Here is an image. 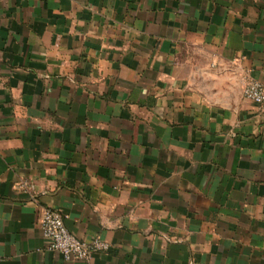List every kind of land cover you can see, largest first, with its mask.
Returning <instances> with one entry per match:
<instances>
[{
    "label": "crops",
    "instance_id": "obj_1",
    "mask_svg": "<svg viewBox=\"0 0 264 264\" xmlns=\"http://www.w3.org/2000/svg\"><path fill=\"white\" fill-rule=\"evenodd\" d=\"M264 0H0V264H264ZM59 212L88 260L47 249Z\"/></svg>",
    "mask_w": 264,
    "mask_h": 264
},
{
    "label": "built area",
    "instance_id": "obj_2",
    "mask_svg": "<svg viewBox=\"0 0 264 264\" xmlns=\"http://www.w3.org/2000/svg\"><path fill=\"white\" fill-rule=\"evenodd\" d=\"M242 95L264 111V83L249 79L242 87ZM39 226L47 249L60 253L64 260H88L94 252L109 249L105 241L95 239L85 242L75 237L66 228L62 215L51 208L42 209Z\"/></svg>",
    "mask_w": 264,
    "mask_h": 264
}]
</instances>
